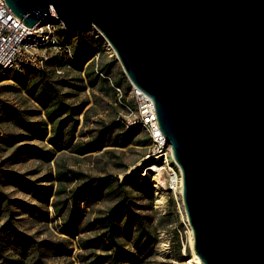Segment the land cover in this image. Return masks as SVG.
Segmentation results:
<instances>
[{
  "label": "rangeland",
  "instance_id": "1",
  "mask_svg": "<svg viewBox=\"0 0 264 264\" xmlns=\"http://www.w3.org/2000/svg\"><path fill=\"white\" fill-rule=\"evenodd\" d=\"M66 36L73 58L0 74V264H114L115 207V264H195L165 159L115 95L122 66L97 29Z\"/></svg>",
  "mask_w": 264,
  "mask_h": 264
},
{
  "label": "water",
  "instance_id": "2",
  "mask_svg": "<svg viewBox=\"0 0 264 264\" xmlns=\"http://www.w3.org/2000/svg\"><path fill=\"white\" fill-rule=\"evenodd\" d=\"M95 28L152 101L203 264H264V0H5Z\"/></svg>",
  "mask_w": 264,
  "mask_h": 264
},
{
  "label": "built area",
  "instance_id": "3",
  "mask_svg": "<svg viewBox=\"0 0 264 264\" xmlns=\"http://www.w3.org/2000/svg\"><path fill=\"white\" fill-rule=\"evenodd\" d=\"M63 25L51 8L49 15L32 27L25 26L13 15L5 0H0V74L27 67L43 69L51 57L56 63L63 61L64 55L72 57V47L66 40ZM115 95L131 116L127 123L130 128H138L150 141V155L154 159L164 158L167 164V180L170 190L182 189V175L171 157L170 146L157 122L151 99L130 84V102L125 101L120 86L113 85ZM167 162H170L169 164Z\"/></svg>",
  "mask_w": 264,
  "mask_h": 264
},
{
  "label": "trees",
  "instance_id": "4",
  "mask_svg": "<svg viewBox=\"0 0 264 264\" xmlns=\"http://www.w3.org/2000/svg\"><path fill=\"white\" fill-rule=\"evenodd\" d=\"M66 36V34H65ZM66 40H68V37L66 36ZM19 84H24L20 79H17V81ZM138 129V128H137ZM150 141L146 138L143 142L142 145H149ZM120 215V209L119 207H115L114 209L111 210V212L107 215L106 217V224H107V228L109 231V236L107 237L106 240V246H108L107 248H110V250L112 249L114 251V255L112 257V262L115 264L118 258V255L120 253V248L119 245L117 243V241L115 240V230H116V222L115 219L117 217H119Z\"/></svg>",
  "mask_w": 264,
  "mask_h": 264
},
{
  "label": "bare ground",
  "instance_id": "5",
  "mask_svg": "<svg viewBox=\"0 0 264 264\" xmlns=\"http://www.w3.org/2000/svg\"><path fill=\"white\" fill-rule=\"evenodd\" d=\"M112 53L113 52H111V49H110L109 54L111 55ZM188 231H189V243H190V247L193 251V255H194L193 260H194L195 264H203L202 261L200 260V258L196 255V253L193 250V237H192V232H191L189 225H188Z\"/></svg>",
  "mask_w": 264,
  "mask_h": 264
}]
</instances>
